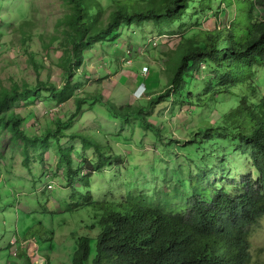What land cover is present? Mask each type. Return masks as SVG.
I'll return each mask as SVG.
<instances>
[{"label":"rangeland","instance_id":"374dc122","mask_svg":"<svg viewBox=\"0 0 264 264\" xmlns=\"http://www.w3.org/2000/svg\"><path fill=\"white\" fill-rule=\"evenodd\" d=\"M100 1L105 9L101 19L107 21L114 0ZM202 7L197 15L163 25L162 31L152 21L123 25L119 36H106L87 48L83 65L72 58L67 74L63 61L72 54L67 0H0V90L15 82L33 85L39 76L68 85L64 99L65 94L53 99L40 90L15 102L27 130L48 133L28 147L30 154L0 126V264H73L81 235L93 239L88 261L93 264L100 227L97 209L83 203L85 188L98 199L143 193L164 200L168 194L180 198L201 191L208 180L221 185L232 179L241 183L248 173L256 176L239 141L232 134L207 133L205 122L220 124L227 113L232 117L240 95L252 97L248 81H240L236 94L215 82L207 92L206 82L215 73L204 64L181 93L174 91L147 114L150 125L137 112L115 114L108 103L140 105L169 86L180 43L199 29L195 20L204 27L215 24L214 8ZM229 13L222 11L225 17ZM255 79L261 94L264 67H258ZM144 80L152 92L139 96L136 87ZM55 128L59 140L48 131ZM73 131L80 134L73 136ZM59 145L69 149L70 163ZM250 241L251 264H264V215L254 224Z\"/></svg>","mask_w":264,"mask_h":264},{"label":"trees","instance_id":"16d2710c","mask_svg":"<svg viewBox=\"0 0 264 264\" xmlns=\"http://www.w3.org/2000/svg\"><path fill=\"white\" fill-rule=\"evenodd\" d=\"M67 2L70 8L67 22L72 33V54L63 61L67 74L72 58L78 66L83 65V52L106 36H119V27L123 25L152 21L162 31L163 25L183 16L197 15L199 5L207 10L214 8V26L204 27L196 19L199 29H194L193 35L180 43L181 53L171 65L169 86L140 105L109 101L117 115L137 112L150 125L147 114L174 91L181 93L204 64L215 73L206 82L207 92L213 82L223 84L226 91L234 90L235 94L240 81H248L252 86V97L248 93L240 95L238 105L231 110L232 117L227 113L220 124L205 122L209 127L207 133L214 131L225 137L232 134L239 141L256 176L248 173L241 183L232 179L221 185L208 180L201 191L182 193L180 198L168 194L164 200L143 193L131 194L124 200L98 199L85 188L83 203L97 209L95 224L100 227L93 264H251L250 237L254 224L264 215V91L259 93L255 79L258 67H264V0H217L215 6L213 0H114L107 21L101 19L105 9L100 0ZM220 2L224 4L222 7ZM228 9L230 13L225 17L222 11ZM219 70H222L220 77ZM70 76L67 75L68 80ZM38 78L33 85L23 87L15 82L11 89L0 90V126L8 129L12 139L24 143L27 154H30L28 147L47 138L48 133L41 136L27 130L26 117L15 109V102L22 95L30 97L40 90L49 92L53 99L68 95L67 84L60 86ZM137 87L142 89L140 96L152 92L145 80ZM215 90L219 92L220 88L216 86ZM57 127L63 132L61 125ZM56 129L48 131L59 140L60 130ZM79 134V131L71 133ZM59 149L70 163L69 149L63 145ZM102 158L96 163L101 164ZM89 174L83 175L86 183ZM92 240L90 235L80 236L73 264H88L93 253Z\"/></svg>","mask_w":264,"mask_h":264},{"label":"clouds","instance_id":"9594fccd","mask_svg":"<svg viewBox=\"0 0 264 264\" xmlns=\"http://www.w3.org/2000/svg\"><path fill=\"white\" fill-rule=\"evenodd\" d=\"M138 88H139V87L136 88V91H138ZM141 94H142V90H141L140 94H138V95L140 96Z\"/></svg>","mask_w":264,"mask_h":264},{"label":"built area","instance_id":"2783aa9c","mask_svg":"<svg viewBox=\"0 0 264 264\" xmlns=\"http://www.w3.org/2000/svg\"><path fill=\"white\" fill-rule=\"evenodd\" d=\"M145 68H147V70H148V66H145Z\"/></svg>","mask_w":264,"mask_h":264},{"label":"crops","instance_id":"0c3cea01","mask_svg":"<svg viewBox=\"0 0 264 264\" xmlns=\"http://www.w3.org/2000/svg\"><path fill=\"white\" fill-rule=\"evenodd\" d=\"M138 90H140V91H141L142 89H141V88H138Z\"/></svg>","mask_w":264,"mask_h":264}]
</instances>
